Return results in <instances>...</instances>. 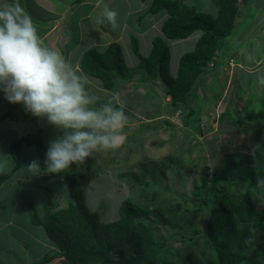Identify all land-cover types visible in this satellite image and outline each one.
<instances>
[{"label":"rangeland","instance_id":"obj_1","mask_svg":"<svg viewBox=\"0 0 264 264\" xmlns=\"http://www.w3.org/2000/svg\"><path fill=\"white\" fill-rule=\"evenodd\" d=\"M33 1L26 0L29 6ZM59 1L67 7L66 12L69 13V18L63 22L71 23V34L74 39L66 46H71L73 42L76 45L79 43L82 38L80 37L82 22V25L95 39L99 50L103 51L105 46L111 42H119L122 45L127 65L133 72L132 83L126 84L120 80L113 90L105 89L100 85V80L84 73L90 79L89 81H93L94 86L89 81L87 85L98 99L109 100L115 93H119V100L123 103L125 113L129 117L128 126L125 128L126 140L119 149L94 152L85 162L74 163L65 171H86V179L82 184L88 206L99 212L102 221L113 222L120 217L121 203L127 198L138 201L137 195L138 193L140 195L141 186H133L132 181H129L130 183L126 181L130 179L128 175L125 178L120 175L139 172L143 162L159 161L174 154L181 157L182 165L180 169L171 166L166 179L162 182L164 188L151 186L152 190L157 191L156 203L167 205L180 202L189 210L200 207L201 211L193 217V221L197 225L203 224L209 209L204 201L211 180L210 175L209 183L202 186L204 185L202 173L205 165L210 167V172L212 169L221 170L225 167L226 154L234 151L253 153L260 144L256 136L260 129L259 124L264 123V68L260 73L254 70L252 72L249 65L264 57V0H240L241 18L237 20L234 32L227 37L224 47L225 56H234L236 59L234 58L233 61L230 59L224 65L218 66L215 73L207 77L210 84L200 88L198 97L193 103V108L202 113L200 115L202 129L198 131L184 122L187 112L167 115L171 110L170 97L166 96L161 81L150 79L141 71L136 73L139 70L137 69L139 58L134 53L133 37L138 41L141 54L148 56L151 53L154 38L161 36L171 48V71L176 74L180 57L195 49L200 31L184 39L167 38L162 31V24L168 17V13L166 10L158 13L148 12L152 0ZM184 1L195 5L200 11L217 14L218 8L213 0ZM64 6H61V9ZM104 7L118 13V27L115 29L102 17ZM216 95H220L217 102L213 101ZM196 120L198 117H194V121ZM239 120H244L246 123H240ZM43 122V137L46 142L61 134L60 130L48 124L46 119H43ZM144 123L148 126H142ZM21 127L24 130L23 135L35 130L31 120H27V124L23 123ZM35 151L34 149L28 150L33 156H36L37 151L36 153ZM27 167L28 164L25 161V166H21L14 174L15 178L18 174L20 175L19 180L22 186ZM62 178V175L60 179L55 174L42 172L35 180L39 184L51 187L52 192L48 196L52 195L56 198L59 196L60 206L66 207L67 187ZM53 181L54 184H52ZM62 182L66 187L65 190ZM11 184L12 182L8 186ZM17 188L18 185L12 184L10 189H0V201L6 199L8 207L12 208V199ZM42 192V190L39 192V188L37 189L38 194ZM199 192H203V196L199 197ZM37 193L25 191L22 187L19 204L16 205L19 206L20 218H26L27 221L22 232H33L31 236L33 243L38 241L39 233L31 230L42 232V237L46 236L43 227L32 225L27 211L29 203L38 204L39 195ZM213 196L214 198L211 197L214 202H217L218 193L214 192ZM260 196L257 201L259 208L264 206V193ZM139 197L144 201L143 196ZM193 199H202L203 203L194 204ZM2 214L3 212H0V216ZM187 216H190V213H187ZM151 219L157 224H163L158 214H152ZM26 221L18 219L15 223L21 226ZM163 232L167 241L165 248L175 250V259L180 260L182 264H209L206 247L202 240L184 242L181 239L183 234L190 237L195 236L194 233L182 232L170 225H166ZM20 235V232H12L11 244L6 249L7 255L10 252L13 257L19 254L18 246H23L19 244ZM46 240L48 243L43 241L42 245L47 250L46 253L57 250L48 238ZM34 247L38 250L39 244H34ZM33 259L35 258L31 261ZM61 259L57 257L48 264H61ZM4 263L0 260V264Z\"/></svg>","mask_w":264,"mask_h":264},{"label":"trees","instance_id":"obj_2","mask_svg":"<svg viewBox=\"0 0 264 264\" xmlns=\"http://www.w3.org/2000/svg\"><path fill=\"white\" fill-rule=\"evenodd\" d=\"M213 2L218 8L215 15L200 11L184 0L151 1L148 12L166 10L168 13L162 24L167 38L184 39L196 31L201 32L195 49L180 57L176 74L171 71V48L161 36L154 38L148 56L141 54L138 41L133 37L134 53L139 58L136 73L141 71L150 79L161 81L166 96L170 97L171 110L167 115L187 112L184 122L196 131L202 127V113L193 108V103L200 88L210 84L207 77L213 75L218 66L235 58L225 56L224 47L241 18L240 0ZM80 66L83 73L100 80L102 87L108 90L115 89L120 80L126 84L133 81V72L117 41L108 44L103 51L95 46L86 50ZM86 87L93 95L87 84ZM219 98L220 95H216L213 101L217 102ZM107 101L97 99L95 106ZM194 117L198 120L194 121ZM24 118L32 121L35 130L22 134L12 143L15 164L7 173L0 174V186L21 168V152L25 145L36 148L42 171L47 173L43 169L48 143L43 137L40 118L30 113ZM259 128L256 137L260 144L253 153L234 151L226 154L225 167L221 170L210 172V167L205 165L202 186L209 183L210 175L211 180L204 201L209 209L201 225L193 221L201 211L200 207L189 210L180 202L156 203L157 191L151 186L164 188L162 182L171 166L180 169L182 165L181 157L174 154L159 161L143 162L139 172L120 175L122 178L128 175L130 179L126 181H132L133 186L140 185V195H137L138 201L125 199L119 207V219L113 222L102 221L99 212L88 206L82 184L86 171L62 172L68 195L66 207L60 206L59 196H48L51 187L36 184L46 194L42 201L44 212L39 213L37 206L29 203V218L32 224L43 226L57 250L46 253L40 260L33 259L31 264L49 263L57 257H64L61 264H182L175 259V250L165 248L167 241L163 230L166 225L195 234L190 237L183 234L184 242L202 240L209 264H264V206H257L258 196L264 193V188L258 187V177L264 179V123L259 124ZM214 192L219 195L217 202L213 200ZM139 196H143L144 201ZM201 196L203 192H199ZM192 201L203 203L202 199ZM152 214L160 215L163 224L155 223Z\"/></svg>","mask_w":264,"mask_h":264},{"label":"clouds","instance_id":"obj_3","mask_svg":"<svg viewBox=\"0 0 264 264\" xmlns=\"http://www.w3.org/2000/svg\"><path fill=\"white\" fill-rule=\"evenodd\" d=\"M101 15L113 29L118 27L115 10L104 7ZM82 73L79 64L45 44L19 0L0 6V91L8 102L22 104L26 112L61 132L47 142V173L63 175L74 163L85 162L97 151L119 149L126 140L129 117L119 93L95 106L98 98L89 93ZM39 161L32 160L28 171L39 174ZM258 187L264 188L259 177Z\"/></svg>","mask_w":264,"mask_h":264},{"label":"crops","instance_id":"obj_4","mask_svg":"<svg viewBox=\"0 0 264 264\" xmlns=\"http://www.w3.org/2000/svg\"><path fill=\"white\" fill-rule=\"evenodd\" d=\"M53 1L54 0H34L33 3H31V6L28 5V2H26V0H19V3L32 16L33 22L37 27L38 33L44 39L45 44L47 46L60 50L64 55V57L68 61H70L73 65L76 64L80 65L84 52L91 47L94 46L96 47V41L91 36L89 31H87L86 27L82 25L81 22L82 28H80V26L79 28H80V37L82 36V38H80L79 43L76 45L73 42L71 46H66L69 45L70 42L74 40L73 35L71 34L72 33V29L70 28L71 23L63 22L64 20L69 18V13L66 12L67 7H65L62 4V2H60L59 0L57 2H53ZM14 2H16V0L13 1L1 0L0 6ZM61 6H64V8L61 9ZM107 46L108 45H106L105 48ZM241 65L242 64H240V66ZM249 66L252 69V72L254 70L260 73L262 71L261 69L264 68V57L260 58L257 62ZM89 80L90 79L87 78V84ZM89 82L93 85V81H89ZM100 85L99 87L101 88ZM87 86L89 87V85ZM27 113L28 112L25 111L22 104H13L8 102L4 98V93L0 91V173L7 172V170L8 171L11 170L15 164L11 153V145L15 140H17L23 134L24 130L22 129L21 126L23 123L27 124V119L24 118ZM40 124L44 125L43 119L41 118H40ZM8 132H12V133L10 134ZM30 149L31 150L34 149V151L36 150L33 146L30 145H25L22 148L21 166L23 165L25 166V161L27 162L28 165L31 163L32 160L39 161V154L38 152L36 153L37 150L35 151L36 156H33L30 154V152H28V150ZM23 156L25 160L23 159ZM42 172L43 171L41 168V172L39 174L32 173L28 171V167H27V173L23 177L24 179L23 186L20 183L19 174L16 178L13 175L11 178H9L0 186V189H5V188L10 189L12 187V184L18 185L15 196H13L12 199V208L8 207L6 199L0 201V212H3L2 216H0V260L4 261L5 262L4 264H31L32 258L39 260L47 252V250L42 246L44 244L43 241L48 243V241L46 240L47 235L44 236L45 237L44 238L42 237L43 236L42 232L31 230L39 233L38 241L36 243H33V240H31V236L33 232L31 233H29L28 231L22 232L24 226L27 224V221L26 218H20V215H18L19 206L18 207L16 206L19 204V196L22 191V187H24L25 191L37 193L38 187L36 186V184H39V182L36 181L35 178L39 177V175L42 174ZM51 174H55V173H51ZM55 175L61 179L60 173H57ZM11 182L12 184L8 186ZM52 184H54V181ZM41 185L46 186L45 184H41ZM63 187L65 190L66 187L64 186V184ZM39 192H41L40 189ZM38 195H39L38 197L39 202L38 204L36 203L35 204L39 209V213L43 214L44 211L42 208V201L46 197V194L42 192ZM18 219H22L26 221V223L20 226L18 223L17 224L15 223L17 222ZM36 227H43V226L37 225ZM13 231H17L21 233L19 244L23 245V246L20 245L18 246L19 254L14 257L11 252L9 253V255H7L6 253V249L8 248L7 246L11 244V234ZM34 244L35 245L39 244L38 250L34 247Z\"/></svg>","mask_w":264,"mask_h":264}]
</instances>
